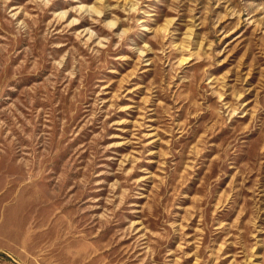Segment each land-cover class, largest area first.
<instances>
[{"label": "rangeland", "instance_id": "rangeland-1", "mask_svg": "<svg viewBox=\"0 0 264 264\" xmlns=\"http://www.w3.org/2000/svg\"><path fill=\"white\" fill-rule=\"evenodd\" d=\"M0 264H264V0H0Z\"/></svg>", "mask_w": 264, "mask_h": 264}]
</instances>
